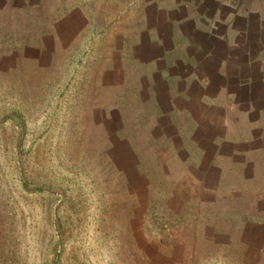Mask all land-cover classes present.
Returning a JSON list of instances; mask_svg holds the SVG:
<instances>
[{"label":"rangeland","instance_id":"1","mask_svg":"<svg viewBox=\"0 0 264 264\" xmlns=\"http://www.w3.org/2000/svg\"><path fill=\"white\" fill-rule=\"evenodd\" d=\"M16 17L0 13V264H264V156L235 191L168 187L101 125L88 47Z\"/></svg>","mask_w":264,"mask_h":264},{"label":"crops","instance_id":"2","mask_svg":"<svg viewBox=\"0 0 264 264\" xmlns=\"http://www.w3.org/2000/svg\"><path fill=\"white\" fill-rule=\"evenodd\" d=\"M0 13L61 51L88 47L101 125L147 149L168 187L205 197L260 178L264 0H0Z\"/></svg>","mask_w":264,"mask_h":264}]
</instances>
